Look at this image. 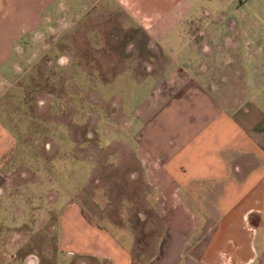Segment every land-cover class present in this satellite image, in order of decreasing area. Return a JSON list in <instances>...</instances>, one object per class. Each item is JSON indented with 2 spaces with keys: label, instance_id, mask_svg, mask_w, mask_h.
<instances>
[{
  "label": "rangeland",
  "instance_id": "374dc122",
  "mask_svg": "<svg viewBox=\"0 0 264 264\" xmlns=\"http://www.w3.org/2000/svg\"><path fill=\"white\" fill-rule=\"evenodd\" d=\"M263 8L264 0H134V12L125 0L43 7L41 27L11 44L0 66V264H16L17 251L67 262L56 245L69 207L120 240L135 233L133 255L166 264L173 232L151 200L162 164L153 132L194 103L195 76L184 68L193 69L199 38L243 51L264 37ZM185 252L203 253L195 238Z\"/></svg>",
  "mask_w": 264,
  "mask_h": 264
},
{
  "label": "crops",
  "instance_id": "0c3cea01",
  "mask_svg": "<svg viewBox=\"0 0 264 264\" xmlns=\"http://www.w3.org/2000/svg\"><path fill=\"white\" fill-rule=\"evenodd\" d=\"M54 1L0 0V66L10 57L11 44L41 27L40 11ZM125 1L134 12V0ZM260 26L264 30V23ZM211 38H199L193 69L184 68L195 76L194 103L179 104L178 115L165 118L161 132L152 135L162 145V164L150 181L156 185L149 186L151 200L162 203L156 216L167 219L173 232L163 244L166 253L174 250L166 264H264V37L246 41L243 51L231 47L226 52L210 48L208 43H218ZM235 74L242 75L240 87ZM235 90H241L238 101ZM191 203L199 212L193 214ZM194 217H203L201 226L208 225L209 234H199ZM58 218L56 248L72 257L65 262L54 252L48 264H164L155 256L143 261L133 255L139 249L135 233L120 240L71 207ZM184 221L186 230L177 236ZM193 238L195 249L203 251L198 257L186 256ZM11 260L43 264L36 252L17 251Z\"/></svg>",
  "mask_w": 264,
  "mask_h": 264
}]
</instances>
